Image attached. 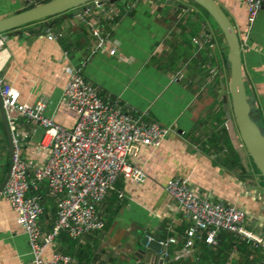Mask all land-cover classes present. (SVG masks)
Here are the masks:
<instances>
[{"label": "crops", "instance_id": "crops-1", "mask_svg": "<svg viewBox=\"0 0 264 264\" xmlns=\"http://www.w3.org/2000/svg\"><path fill=\"white\" fill-rule=\"evenodd\" d=\"M215 1L238 34L251 118L264 134V5L248 26L247 11L241 2ZM166 2L184 3L182 0L159 3L130 0L125 6L108 3L107 8L115 6L121 14L101 20L104 32L108 33L107 50L96 53H91L95 40L79 19L85 9L58 16V21L48 28L55 33L54 39L45 36V28L33 29L37 24L1 33L6 38L0 51L4 81L23 103L33 105L44 99V113L65 128H71L76 120L75 114L60 103L66 69L84 64V78L97 88L102 98L117 99L133 111L145 113L149 121L175 130L158 148L141 146L131 159L145 179L142 182L117 179L115 191L97 207L104 221L103 230L88 233L80 241L61 235L45 251V257L56 250L71 256L74 264H150L148 252L140 245L148 233L156 242L174 239L172 244L162 247L164 253L157 254L162 264H261L264 179L246 153L248 171L238 156L232 158L235 150L226 131L223 109L225 97L231 111L225 42L197 9L183 4L191 10L189 13ZM20 6V0H15L9 9L0 8V19ZM97 11L90 8L89 14L93 16ZM204 34L209 35L212 47L203 43ZM111 48L114 55L108 54ZM177 71L182 76L174 81ZM41 135V129L31 133L23 149V157L37 164H42L43 159ZM224 138L230 147L223 143ZM9 145L0 115V183L9 169ZM223 156L230 157L226 165L219 160ZM172 178L187 180L199 198L242 210L243 229L260 239L261 246L255 248L250 243L254 249H249L234 235L220 232L215 246L196 240L190 255L175 261L174 255L182 247L184 232L190 224L164 189ZM41 204L39 227L47 232L55 218V206L44 188ZM0 264H31L27 236L4 198H0Z\"/></svg>", "mask_w": 264, "mask_h": 264}, {"label": "built area", "instance_id": "built-area-1", "mask_svg": "<svg viewBox=\"0 0 264 264\" xmlns=\"http://www.w3.org/2000/svg\"><path fill=\"white\" fill-rule=\"evenodd\" d=\"M238 1L246 8L248 26L252 25L264 0ZM93 3L98 14L91 16L87 8L83 15L86 17L79 19L94 38L91 53H96L107 48L108 33L104 32L101 20L119 17L121 12L115 6L107 8L106 0ZM44 34L49 39L56 38L48 28L44 29ZM5 39L0 34V51ZM202 39L212 47L209 35L204 34ZM114 53L113 48L108 49L109 55ZM83 66L66 69L67 80L60 103L76 116L71 128H65L44 113V99L40 98L33 105L21 102L0 72V100L11 146L7 180L0 198L8 201L27 236L31 264H74V259L63 252L54 250L49 257L44 253L61 235L80 241L88 233L103 230L104 221L97 207L115 191L117 179L123 177L133 182L145 179L142 170L131 161L139 148L156 149L169 134L175 133L169 127L149 121L145 113L135 112L117 99L102 98L97 88L84 78ZM181 76L177 71L173 80L178 81ZM37 129L42 131V164L23 157L29 135ZM41 188L46 190L55 206V218L47 232L39 227V217L43 213L38 193ZM164 189L183 210L190 224L184 232L182 247L174 255L175 261L187 258L196 240L215 246L220 232L230 233L238 241L251 243L255 248L261 246L260 239L243 229L245 213L242 210L199 198L183 178L167 180ZM117 194L122 197L121 193ZM173 242V238H168L158 243L165 248Z\"/></svg>", "mask_w": 264, "mask_h": 264}, {"label": "water", "instance_id": "water-1", "mask_svg": "<svg viewBox=\"0 0 264 264\" xmlns=\"http://www.w3.org/2000/svg\"><path fill=\"white\" fill-rule=\"evenodd\" d=\"M93 1L94 0H20L21 6L18 9L9 16L0 19V34L26 26H32L34 24L37 25L33 29L37 31L46 27L51 28L53 24L58 21V16L63 13L74 10V14L77 13L76 11L94 8L95 4ZM106 1L111 5L122 3L125 6L130 0ZM154 1L157 3L161 2V0ZM183 1L187 3V5L203 10L214 22L223 37L226 45L225 59L229 68L228 90L231 99V111L228 109L225 97L223 99L226 131L231 146L240 159V163L244 170L248 171L244 155V153H246L258 171V175L264 179V134L251 118V102L246 93L242 76L241 47L238 34L221 6L215 0ZM166 3L169 6L191 13V10L188 9L186 5H183L184 3ZM46 20L49 21L47 22L48 24L43 23V21ZM0 115L9 141V133L1 100ZM6 180L7 176L0 183V191L4 187ZM140 245L145 252H148V262L162 264V260L158 258L157 254L164 253V250L158 242L152 239L150 234L147 233L144 235L140 241ZM165 259L167 258L165 257Z\"/></svg>", "mask_w": 264, "mask_h": 264}, {"label": "trees", "instance_id": "trees-1", "mask_svg": "<svg viewBox=\"0 0 264 264\" xmlns=\"http://www.w3.org/2000/svg\"><path fill=\"white\" fill-rule=\"evenodd\" d=\"M191 6V5H190ZM193 7V6H192ZM195 9H197L202 15H203V17H204V19L210 24V25H212L213 27L215 26V29L217 30V32L219 33V35H220V38L221 39H223V37H222V35H221V33H220V31H219V29L216 27V25L214 24V22L211 20V18L203 11V10H201V9H199V8H197V7H194ZM224 60H225V53H224ZM221 137H222V135H219V138L221 139ZM223 143L226 145V144H228V146L230 147V144H229V141L227 140V139H225L224 138V140H223ZM232 153H233V156H232V158H237L236 156V153H235V151L233 152V150H232ZM223 158V159H222ZM230 157H225V156H223V157H220L219 158V160L221 161H223V163L226 165L227 164V160L229 159ZM42 190H43V188H41L40 190H39V195H40V197L42 198ZM235 237V236H234ZM236 240L238 241V239L236 238ZM243 242V245H245L246 247H249V249H254V247L250 244V243H246V242H244V241H242ZM241 242V243H242ZM260 250H261V248H260ZM264 260V256L262 257V259L260 260L261 262Z\"/></svg>", "mask_w": 264, "mask_h": 264}, {"label": "rangeland", "instance_id": "rangeland-1", "mask_svg": "<svg viewBox=\"0 0 264 264\" xmlns=\"http://www.w3.org/2000/svg\"><path fill=\"white\" fill-rule=\"evenodd\" d=\"M2 1V2H1ZM0 1V8H3V7H8V9H9V7L11 6V1H15V0H1ZM18 1V0H17ZM184 4H187V3H184ZM202 17H203V15H202ZM212 26V25H211ZM213 27V26H212ZM214 28H215V26H214Z\"/></svg>", "mask_w": 264, "mask_h": 264}, {"label": "bare ground", "instance_id": "bare-ground-1", "mask_svg": "<svg viewBox=\"0 0 264 264\" xmlns=\"http://www.w3.org/2000/svg\"><path fill=\"white\" fill-rule=\"evenodd\" d=\"M251 256V255H250Z\"/></svg>", "mask_w": 264, "mask_h": 264}, {"label": "flooded vegetation", "instance_id": "flooded-vegetation-1", "mask_svg": "<svg viewBox=\"0 0 264 264\" xmlns=\"http://www.w3.org/2000/svg\"><path fill=\"white\" fill-rule=\"evenodd\" d=\"M183 1V0H182Z\"/></svg>", "mask_w": 264, "mask_h": 264}]
</instances>
